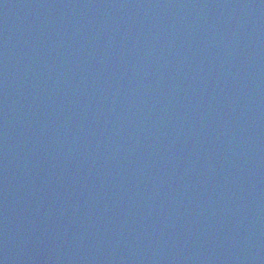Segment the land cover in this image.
Listing matches in <instances>:
<instances>
[{"label":"water","instance_id":"water-1","mask_svg":"<svg viewBox=\"0 0 264 264\" xmlns=\"http://www.w3.org/2000/svg\"><path fill=\"white\" fill-rule=\"evenodd\" d=\"M0 264H264V0H0Z\"/></svg>","mask_w":264,"mask_h":264}]
</instances>
